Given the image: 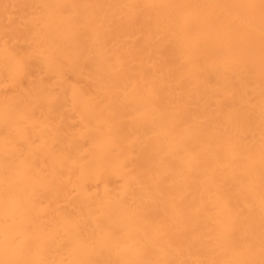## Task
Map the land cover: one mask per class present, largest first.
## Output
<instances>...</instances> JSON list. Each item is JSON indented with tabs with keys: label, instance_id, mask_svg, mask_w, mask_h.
<instances>
[{
	"label": "bare ground",
	"instance_id": "1",
	"mask_svg": "<svg viewBox=\"0 0 264 264\" xmlns=\"http://www.w3.org/2000/svg\"><path fill=\"white\" fill-rule=\"evenodd\" d=\"M0 264H264V0H0Z\"/></svg>",
	"mask_w": 264,
	"mask_h": 264
}]
</instances>
